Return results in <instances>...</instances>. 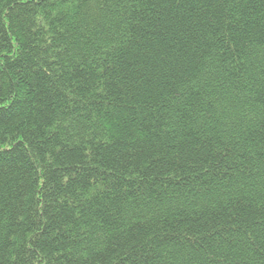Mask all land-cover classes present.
Instances as JSON below:
<instances>
[{"label":"trees","instance_id":"1","mask_svg":"<svg viewBox=\"0 0 264 264\" xmlns=\"http://www.w3.org/2000/svg\"><path fill=\"white\" fill-rule=\"evenodd\" d=\"M0 264H264V0H0Z\"/></svg>","mask_w":264,"mask_h":264}]
</instances>
